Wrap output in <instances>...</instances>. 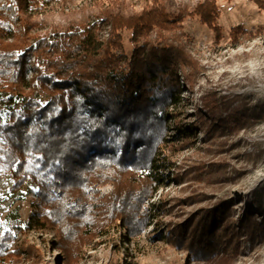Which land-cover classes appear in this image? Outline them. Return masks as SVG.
I'll use <instances>...</instances> for the list:
<instances>
[{"label":"trees","instance_id":"16d2710c","mask_svg":"<svg viewBox=\"0 0 264 264\" xmlns=\"http://www.w3.org/2000/svg\"><path fill=\"white\" fill-rule=\"evenodd\" d=\"M53 1L5 0L0 10V172L12 176L13 192L33 186L40 206L27 227L54 231L53 246L74 264L83 247L104 237L115 221L130 235L146 228L148 214L141 207L160 183L150 168L167 137V110L181 99L177 72L195 77L183 23L196 18L219 38L220 10L215 0L177 14L156 6L131 17L107 15L105 37L99 22L31 35L32 15ZM252 1L264 11V0ZM124 32L133 46L129 58ZM243 34L245 29L234 27L230 40ZM203 109L214 122L235 129L260 117L253 109L218 110L206 102ZM34 115L37 124L27 132ZM107 184L111 192L100 196L96 188ZM251 207H258L260 218L245 211L234 221L230 201H223L176 226L173 241L208 260L223 253L238 257L240 237L264 235V203L253 198ZM15 243V235L0 231V264L34 252Z\"/></svg>","mask_w":264,"mask_h":264},{"label":"rangeland","instance_id":"374dc122","mask_svg":"<svg viewBox=\"0 0 264 264\" xmlns=\"http://www.w3.org/2000/svg\"><path fill=\"white\" fill-rule=\"evenodd\" d=\"M203 1L55 0L32 15L30 22L35 26L31 35L47 37L74 25L99 22L100 36L105 37L107 15L131 17L156 6L177 14ZM215 2L220 10L219 38L196 18L183 23V42L195 62V77L189 79L188 72H177L181 99L167 110V137L159 150L160 160L150 168L160 183L152 199L141 207L148 214L146 228L130 235L117 220L104 237L83 247L74 264H264V235L254 241L240 237L243 243H239L238 257L223 253L213 260L173 241L176 226L183 228L190 218L223 201H230L234 221L245 211L260 218L258 207L250 208V201L256 198L264 203V11L252 0ZM4 7L5 0H0V10ZM239 26L247 34L233 42L229 33ZM129 40L130 33L124 32L122 45L127 58L133 48ZM32 75L29 73L27 79ZM28 93L41 104L47 102L43 95ZM205 102L218 110L253 109L260 117L239 129L219 125L204 111ZM35 116L29 124L34 125L30 129L28 125L27 130L36 126ZM13 184L9 173L0 172V231L15 235L16 246L34 251L13 264H67L68 256L64 258L53 246L54 231L32 230L26 225L40 206L33 186L26 184L13 192ZM111 190L108 184L96 188L100 196Z\"/></svg>","mask_w":264,"mask_h":264},{"label":"built area","instance_id":"2783aa9c","mask_svg":"<svg viewBox=\"0 0 264 264\" xmlns=\"http://www.w3.org/2000/svg\"><path fill=\"white\" fill-rule=\"evenodd\" d=\"M34 122H36V124H37V121H36V120H35ZM33 125H34V123H32L31 125H29V128H28V129H30V127L33 126ZM33 129H34V128H33ZM28 131L31 132V130H27V132H28ZM34 197H35V196H34Z\"/></svg>","mask_w":264,"mask_h":264}]
</instances>
